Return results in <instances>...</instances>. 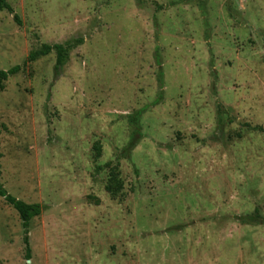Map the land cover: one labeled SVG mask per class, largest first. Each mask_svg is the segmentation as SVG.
Returning a JSON list of instances; mask_svg holds the SVG:
<instances>
[{
	"label": "rangeland",
	"instance_id": "rangeland-1",
	"mask_svg": "<svg viewBox=\"0 0 264 264\" xmlns=\"http://www.w3.org/2000/svg\"><path fill=\"white\" fill-rule=\"evenodd\" d=\"M6 1L0 264H264V0Z\"/></svg>",
	"mask_w": 264,
	"mask_h": 264
},
{
	"label": "trees",
	"instance_id": "trees-1",
	"mask_svg": "<svg viewBox=\"0 0 264 264\" xmlns=\"http://www.w3.org/2000/svg\"><path fill=\"white\" fill-rule=\"evenodd\" d=\"M0 10H6L9 13H13L12 7L6 0H0ZM13 18L15 21L19 22L18 17L15 14L13 15ZM74 45L75 44L71 41H68L63 44L62 43H54V44L42 43L38 48L31 50L27 54L22 64L14 65L8 68L7 70H0V89L3 88V81L9 75H13L17 73L28 62L34 61L41 56H45L52 51H54L56 54L55 63L53 66V70L55 74L54 77H56L59 73V70L63 66V64L66 62L68 51L71 48H73ZM156 56L158 57L156 59V65L158 69L157 79L162 87L163 77H162L161 64L159 60V54H156ZM160 98H161V93L153 101V104H157ZM141 110L142 109H139L134 114L130 115L134 123L133 133L129 141L127 142V144L121 150L118 151L117 157L119 158H129L132 149L135 147V145L137 144L138 140L140 139L142 135L140 124H139ZM0 197H2L5 203L11 206L17 212L19 216L21 227H22V233H23L22 241L24 244L25 257L29 259L30 258V246H29V240H28V232H29L30 221L32 218L39 216L41 214V212L44 209V206L39 203H27L19 198H16L15 196H13L12 194L6 191V189L4 188L1 182H0ZM95 202L98 203V200L96 199ZM236 220L241 221L246 224H256V223L263 224L264 223L263 219L258 215L257 209H255L254 212L251 214L236 216Z\"/></svg>",
	"mask_w": 264,
	"mask_h": 264
}]
</instances>
